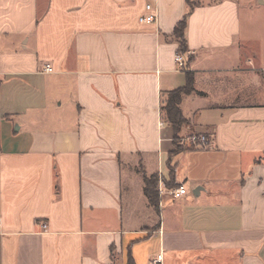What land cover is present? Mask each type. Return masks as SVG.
I'll return each mask as SVG.
<instances>
[{"label":"crops","instance_id":"0c3cea01","mask_svg":"<svg viewBox=\"0 0 264 264\" xmlns=\"http://www.w3.org/2000/svg\"><path fill=\"white\" fill-rule=\"evenodd\" d=\"M203 1L180 69L187 0H0V264H264V0Z\"/></svg>","mask_w":264,"mask_h":264},{"label":"trees","instance_id":"16d2710c","mask_svg":"<svg viewBox=\"0 0 264 264\" xmlns=\"http://www.w3.org/2000/svg\"><path fill=\"white\" fill-rule=\"evenodd\" d=\"M188 12L184 18L176 25L172 36L170 37L177 42L179 46V53L186 54L188 51L186 40V29L189 15L194 11L196 5L191 4L187 0ZM192 58L188 57L186 68ZM186 85L170 92L165 93L162 105V114L166 123H168L173 129L174 146L177 149L174 153H179L188 149H195L190 146L182 144L183 141V129L188 124V120L184 117L181 110V103L186 96L195 93L194 89V76L192 73H186ZM159 177L153 175L151 177L144 176V195L148 201V204L156 211L159 210L160 193H159ZM129 264H133L131 261Z\"/></svg>","mask_w":264,"mask_h":264},{"label":"built area","instance_id":"2783aa9c","mask_svg":"<svg viewBox=\"0 0 264 264\" xmlns=\"http://www.w3.org/2000/svg\"><path fill=\"white\" fill-rule=\"evenodd\" d=\"M146 8H147V11L152 10V7L150 5H148ZM139 21H140V23H156L157 16H156V14H147V15L140 17ZM188 55H189V53H186V54H180L179 53L176 55L175 61H176L177 65L179 66L180 69L186 68ZM45 72L51 73V72H53V69L48 66V67H46ZM182 144L193 147L195 149H203V148H206L208 146V140L205 136L192 135V136H189L185 141L183 139ZM187 192L188 191L184 186L179 187L177 189L168 190L167 188L162 186V184L159 183L160 196L168 195L171 199H177L179 197L186 195ZM150 264H162V256H159L156 260L150 262Z\"/></svg>","mask_w":264,"mask_h":264},{"label":"rangeland","instance_id":"374dc122","mask_svg":"<svg viewBox=\"0 0 264 264\" xmlns=\"http://www.w3.org/2000/svg\"><path fill=\"white\" fill-rule=\"evenodd\" d=\"M189 1H190L191 4H195L196 6L200 5L201 3L204 2L203 0H189ZM175 150H177V149L175 148Z\"/></svg>","mask_w":264,"mask_h":264},{"label":"water","instance_id":"95a60500","mask_svg":"<svg viewBox=\"0 0 264 264\" xmlns=\"http://www.w3.org/2000/svg\"><path fill=\"white\" fill-rule=\"evenodd\" d=\"M194 193H195V191H194Z\"/></svg>","mask_w":264,"mask_h":264}]
</instances>
